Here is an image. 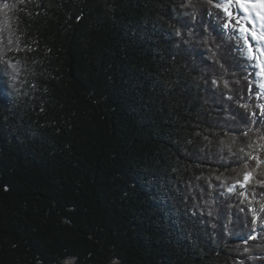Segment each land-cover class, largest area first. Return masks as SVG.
Returning <instances> with one entry per match:
<instances>
[{
  "label": "trees",
  "instance_id": "16d2710c",
  "mask_svg": "<svg viewBox=\"0 0 264 264\" xmlns=\"http://www.w3.org/2000/svg\"><path fill=\"white\" fill-rule=\"evenodd\" d=\"M222 22L0 0V264H264V75Z\"/></svg>",
  "mask_w": 264,
  "mask_h": 264
},
{
  "label": "snow or ice",
  "instance_id": "6c2138e0",
  "mask_svg": "<svg viewBox=\"0 0 264 264\" xmlns=\"http://www.w3.org/2000/svg\"><path fill=\"white\" fill-rule=\"evenodd\" d=\"M211 2L223 15L222 28L231 29L238 35L237 50L242 51L247 59L254 62V66L259 69L258 75H264V0H211ZM179 34L177 31V35ZM261 87H264V84ZM250 177L251 173H245L244 182Z\"/></svg>",
  "mask_w": 264,
  "mask_h": 264
},
{
  "label": "rangeland",
  "instance_id": "374dc122",
  "mask_svg": "<svg viewBox=\"0 0 264 264\" xmlns=\"http://www.w3.org/2000/svg\"><path fill=\"white\" fill-rule=\"evenodd\" d=\"M68 264H72V263H68Z\"/></svg>",
  "mask_w": 264,
  "mask_h": 264
}]
</instances>
